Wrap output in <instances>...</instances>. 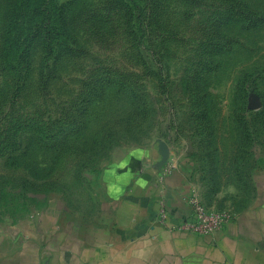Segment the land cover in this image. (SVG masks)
<instances>
[{
    "label": "rangeland",
    "instance_id": "rangeland-1",
    "mask_svg": "<svg viewBox=\"0 0 264 264\" xmlns=\"http://www.w3.org/2000/svg\"><path fill=\"white\" fill-rule=\"evenodd\" d=\"M10 3L0 0V229L95 215L106 167L133 148L183 159L209 208L252 201L264 0H39L7 31Z\"/></svg>",
    "mask_w": 264,
    "mask_h": 264
},
{
    "label": "crops",
    "instance_id": "crops-1",
    "mask_svg": "<svg viewBox=\"0 0 264 264\" xmlns=\"http://www.w3.org/2000/svg\"><path fill=\"white\" fill-rule=\"evenodd\" d=\"M172 155L133 148L113 159L95 215L44 214L0 229V264H264V174L222 229L196 235L171 227L196 194L187 164Z\"/></svg>",
    "mask_w": 264,
    "mask_h": 264
},
{
    "label": "built area",
    "instance_id": "built-area-1",
    "mask_svg": "<svg viewBox=\"0 0 264 264\" xmlns=\"http://www.w3.org/2000/svg\"><path fill=\"white\" fill-rule=\"evenodd\" d=\"M189 206L188 215L172 228L189 231L196 235H212L224 227L232 218V214L225 209H214L207 207L196 196L195 193L187 197ZM168 210L164 203L158 211V220L164 222L167 218Z\"/></svg>",
    "mask_w": 264,
    "mask_h": 264
},
{
    "label": "trees",
    "instance_id": "trees-1",
    "mask_svg": "<svg viewBox=\"0 0 264 264\" xmlns=\"http://www.w3.org/2000/svg\"><path fill=\"white\" fill-rule=\"evenodd\" d=\"M37 2H39V0H11L10 11H9V25L6 27L7 31L14 30V25H16V23L19 21V18L27 16L28 12L34 8V5L37 4ZM62 12H63L62 8L59 7L56 17L58 19V23H57L58 25L56 28H60L63 31V33L66 36H68L69 33L68 27L67 24L65 23V20L63 19ZM18 44L21 43L18 42ZM7 47H8V52L6 54H9L12 49L10 40H9V44H7Z\"/></svg>",
    "mask_w": 264,
    "mask_h": 264
}]
</instances>
